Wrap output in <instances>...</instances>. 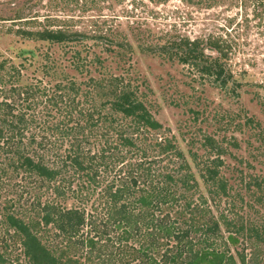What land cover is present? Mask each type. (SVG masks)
Instances as JSON below:
<instances>
[{
  "label": "trees",
  "instance_id": "trees-1",
  "mask_svg": "<svg viewBox=\"0 0 264 264\" xmlns=\"http://www.w3.org/2000/svg\"><path fill=\"white\" fill-rule=\"evenodd\" d=\"M32 35L50 43L88 39L62 30ZM97 39L112 44L107 37ZM173 49L182 63H201L196 65L208 76L225 73L220 58L207 56L197 41H181ZM87 58L75 70L87 72L86 64L98 63L103 77H90L85 90L75 80H62L50 91L41 83L6 87L5 80L21 70L0 62V264H257L264 232L254 228L249 256L231 254L221 223L228 230L232 224L212 216L203 196L195 202V184L189 183L195 177L139 85L128 72L106 75L98 56ZM227 80L229 70L222 86ZM39 121L43 136L36 142L31 126L36 129ZM149 138L148 154L143 146ZM216 165L199 168L205 183L219 179L222 162ZM20 174L36 184L32 197L23 198L29 192L15 182ZM219 184L225 191L224 181ZM15 187L20 193L8 198ZM49 190L56 199H47ZM69 199L75 204L68 208L63 203ZM228 240L238 242L231 234Z\"/></svg>",
  "mask_w": 264,
  "mask_h": 264
},
{
  "label": "rangeland",
  "instance_id": "rangeland-1",
  "mask_svg": "<svg viewBox=\"0 0 264 264\" xmlns=\"http://www.w3.org/2000/svg\"><path fill=\"white\" fill-rule=\"evenodd\" d=\"M44 30L76 32L88 39L50 43L32 35ZM100 35L112 44L99 41ZM185 40L199 42L207 56L220 58L223 76H208L196 65L201 63H182L173 46ZM209 41L216 47L210 48ZM95 55L106 75L130 73L153 116L175 137L195 177L189 181L195 184L190 191L195 202L203 196L212 216L232 224L228 230L221 223L230 253L249 256L254 228L264 232V0H0V62L21 70L5 80L6 87L41 83L50 91L62 80H75L85 90L90 77H103V69L86 64L89 71L81 73L75 64ZM228 70L231 81L222 86ZM31 128L39 142L40 121ZM151 144L149 138L143 146L148 154ZM218 162L219 179L205 183L199 168H217ZM23 177L15 182L26 186L29 193L23 198L32 197L36 184ZM13 191L8 198H16L20 188ZM51 193L48 200L55 198ZM63 204L69 208L75 202ZM229 234L238 239L236 244ZM255 253V262L264 264L263 243L258 242ZM13 255L20 256L19 250Z\"/></svg>",
  "mask_w": 264,
  "mask_h": 264
}]
</instances>
